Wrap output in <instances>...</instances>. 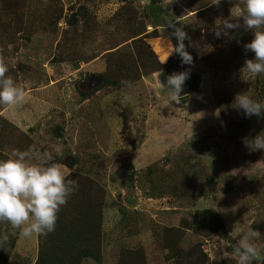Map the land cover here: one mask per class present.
<instances>
[{
	"label": "rangeland",
	"instance_id": "obj_1",
	"mask_svg": "<svg viewBox=\"0 0 264 264\" xmlns=\"http://www.w3.org/2000/svg\"><path fill=\"white\" fill-rule=\"evenodd\" d=\"M244 0H0V60L26 102L0 106V159L51 155L77 190L53 232L0 223V264H237V234L264 235V74L245 81ZM226 19L241 26L223 29ZM199 87L171 101L174 35ZM124 101V103H122ZM264 245V241H258ZM90 252L96 255L90 256Z\"/></svg>",
	"mask_w": 264,
	"mask_h": 264
},
{
	"label": "clouds",
	"instance_id": "obj_2",
	"mask_svg": "<svg viewBox=\"0 0 264 264\" xmlns=\"http://www.w3.org/2000/svg\"><path fill=\"white\" fill-rule=\"evenodd\" d=\"M220 2L209 0L216 6ZM244 5L243 13L237 18L242 17L245 30L254 33V38L244 45V49L254 53L255 58L246 59L241 69V79L249 81L264 74V0H244ZM222 24L223 29L217 30V36L221 31L227 34L228 29L241 26L230 19ZM177 35L181 44L176 50L187 57L189 54L184 51L182 43L186 34L177 30ZM9 71L8 63L0 60V106L11 109L26 102V90L8 75ZM187 79V72L169 75L164 84L172 94V102L179 103ZM233 106L246 117L264 116V102L245 93L237 94ZM242 142L249 151L264 150V134L245 137ZM50 160V154L40 155L30 150H13L7 159H0V223L11 225L26 238L53 232L62 206L78 188L76 181L67 179L60 164L49 163ZM7 241V234L0 236V247ZM258 241H264V235L251 227L237 234L238 246L234 250L237 264H264V245H258Z\"/></svg>",
	"mask_w": 264,
	"mask_h": 264
},
{
	"label": "water",
	"instance_id": "obj_3",
	"mask_svg": "<svg viewBox=\"0 0 264 264\" xmlns=\"http://www.w3.org/2000/svg\"><path fill=\"white\" fill-rule=\"evenodd\" d=\"M182 43H183L184 51L187 52L189 55L185 57L181 52H179L176 67L173 66L172 62H168L165 65V67L162 69V75L165 83L167 82V79L170 74L188 71L192 59V50L185 40H183ZM180 44H181V39L176 33L174 35V45L178 49L180 47ZM199 83H200V75L197 72L194 71L188 74V79L185 81L183 85V89L180 93V96L187 95L188 93L197 89L199 87Z\"/></svg>",
	"mask_w": 264,
	"mask_h": 264
},
{
	"label": "trees",
	"instance_id": "obj_4",
	"mask_svg": "<svg viewBox=\"0 0 264 264\" xmlns=\"http://www.w3.org/2000/svg\"><path fill=\"white\" fill-rule=\"evenodd\" d=\"M91 254H90V256H93V255H96L95 253H93V252H90Z\"/></svg>",
	"mask_w": 264,
	"mask_h": 264
}]
</instances>
